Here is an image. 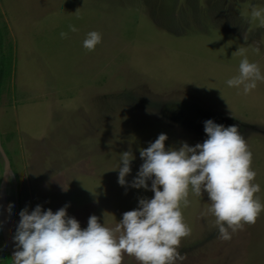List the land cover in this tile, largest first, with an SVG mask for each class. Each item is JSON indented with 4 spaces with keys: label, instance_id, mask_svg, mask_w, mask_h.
Returning a JSON list of instances; mask_svg holds the SVG:
<instances>
[{
    "label": "rangeland",
    "instance_id": "1",
    "mask_svg": "<svg viewBox=\"0 0 264 264\" xmlns=\"http://www.w3.org/2000/svg\"><path fill=\"white\" fill-rule=\"evenodd\" d=\"M252 6L264 0H0L10 62L0 92V195L10 169L12 220L25 207L67 204L81 228L90 215L114 227L154 195L150 180L148 189L117 183L120 154L134 156L131 182L140 149L158 134H167L166 148L194 146L207 138L208 119L244 136L264 204V81L248 94L225 83L242 54L264 75V27L249 19ZM91 30L102 39L90 51L82 42ZM188 200L181 211L191 232L176 264H264V210L225 241L207 192ZM122 255L121 264H140Z\"/></svg>",
    "mask_w": 264,
    "mask_h": 264
},
{
    "label": "clouds",
    "instance_id": "2",
    "mask_svg": "<svg viewBox=\"0 0 264 264\" xmlns=\"http://www.w3.org/2000/svg\"><path fill=\"white\" fill-rule=\"evenodd\" d=\"M248 15L264 27V7L252 6ZM68 30L76 32L77 28L69 25ZM59 35L66 38L68 33ZM101 39L100 32L91 30L82 46L91 51ZM259 81H264L260 66L242 54L238 74L225 83L242 87L248 94ZM203 123L207 138L194 146L183 142L179 148H166L167 134H158L140 149L143 163L131 182L125 178L134 156L130 151L120 154L115 168L117 183L148 189L150 180L154 195L139 198L138 207L125 211L114 227L90 215L87 226L81 228L79 221L67 214V204L55 212L40 204L31 211L22 209L13 236L17 250L12 264H121L122 254L134 256L140 264H176L183 260L180 240L191 232L181 206L190 203L189 192L201 196L202 189L209 197L207 213L215 217L221 240H230L244 224L255 223L264 204L255 195L260 186L254 182L252 153L244 136L236 125L226 127L212 119Z\"/></svg>",
    "mask_w": 264,
    "mask_h": 264
},
{
    "label": "water",
    "instance_id": "3",
    "mask_svg": "<svg viewBox=\"0 0 264 264\" xmlns=\"http://www.w3.org/2000/svg\"><path fill=\"white\" fill-rule=\"evenodd\" d=\"M0 61H1V40H0ZM1 135H0V152L1 150ZM6 157V156H5ZM0 227L2 231V235L5 241V245L7 248V251L11 257V260L13 258V253L17 250L15 246V241H13V238L10 234L9 230V223H8V213H7V206L6 204L0 200Z\"/></svg>",
    "mask_w": 264,
    "mask_h": 264
},
{
    "label": "bare ground",
    "instance_id": "4",
    "mask_svg": "<svg viewBox=\"0 0 264 264\" xmlns=\"http://www.w3.org/2000/svg\"><path fill=\"white\" fill-rule=\"evenodd\" d=\"M4 174H5V179H4L3 185H2V195H0V200L3 201L6 204L7 213L9 214V210H8L9 202H8L7 189L9 187L10 178H13L14 176H13V173H12V171L10 169H6ZM8 223H9L10 234H11V236L13 238V236L15 234V231H16V227H17V223L18 222H15L14 220H12L10 215H8Z\"/></svg>",
    "mask_w": 264,
    "mask_h": 264
},
{
    "label": "trees",
    "instance_id": "5",
    "mask_svg": "<svg viewBox=\"0 0 264 264\" xmlns=\"http://www.w3.org/2000/svg\"><path fill=\"white\" fill-rule=\"evenodd\" d=\"M0 40H1V61H0V92L4 85L6 77L9 75L10 62L9 58L4 54V38L0 29Z\"/></svg>",
    "mask_w": 264,
    "mask_h": 264
},
{
    "label": "flooded vegetation",
    "instance_id": "6",
    "mask_svg": "<svg viewBox=\"0 0 264 264\" xmlns=\"http://www.w3.org/2000/svg\"><path fill=\"white\" fill-rule=\"evenodd\" d=\"M0 242H1V244L3 245V249H2V251L0 252V254H1V256H3L1 259H0V264H3V263H5V255L6 256H8L7 258H9L10 259V261L12 262V260H11V257H10V255H9V253H8V251H7V248H6V245H5V241H4V238H3V235H2V231H1V227H0ZM5 254V255H4Z\"/></svg>",
    "mask_w": 264,
    "mask_h": 264
}]
</instances>
